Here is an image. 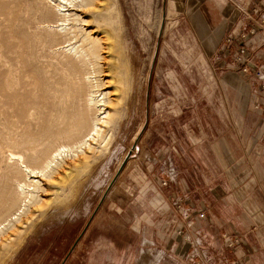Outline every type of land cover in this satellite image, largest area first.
Masks as SVG:
<instances>
[{
	"label": "rangeland",
	"instance_id": "1",
	"mask_svg": "<svg viewBox=\"0 0 264 264\" xmlns=\"http://www.w3.org/2000/svg\"><path fill=\"white\" fill-rule=\"evenodd\" d=\"M191 1L97 0L78 12L102 41L100 80L115 104L110 146L55 176L0 264H264L259 248L263 261L248 263L241 250L242 236L256 244L264 226V184L245 179L256 168L264 179V92L247 79L223 92L219 80L234 71L193 35ZM203 1L236 7L233 29L247 11L264 19V0ZM47 2L0 0V186L10 192L9 151L36 165L79 134L59 119H78L71 88L85 94L87 67L58 50L72 34L48 28L60 16ZM242 224L255 230L245 235Z\"/></svg>",
	"mask_w": 264,
	"mask_h": 264
},
{
	"label": "bare ground",
	"instance_id": "2",
	"mask_svg": "<svg viewBox=\"0 0 264 264\" xmlns=\"http://www.w3.org/2000/svg\"><path fill=\"white\" fill-rule=\"evenodd\" d=\"M47 1L60 16L56 24L48 28H54L58 33L67 36L72 34L68 44L58 50L74 54L81 69L87 67L82 73L85 94L83 95V89L76 83L71 88L81 102L79 106L74 107V110L80 111L78 119L74 112L67 116L62 115V121L59 119L60 124L68 125L69 129L77 128L79 134L72 143L58 144L42 161L35 156L33 161L38 163L36 165L26 164V156L19 151H9V160L13 161L17 171L12 178L9 177V181L14 184L11 192L7 190L6 183L0 186V249L7 247V244L19 235L24 221H28L44 208L45 203L41 195L49 190L50 185H54L55 176L59 177L60 171H64L70 164L86 160L90 155L101 154L110 146V136L106 130L110 129L115 116L114 111H111L115 104L112 93L105 87L108 83L104 84L105 82L100 80L103 73L100 65L103 60L102 41L87 32L84 28L87 22L78 14L95 8L97 0ZM84 115L90 117L86 125Z\"/></svg>",
	"mask_w": 264,
	"mask_h": 264
},
{
	"label": "crops",
	"instance_id": "3",
	"mask_svg": "<svg viewBox=\"0 0 264 264\" xmlns=\"http://www.w3.org/2000/svg\"><path fill=\"white\" fill-rule=\"evenodd\" d=\"M186 5H188L189 7H187L185 14L188 20V24L190 25L191 31L193 32V35L198 40V43H200V45L204 47V51L207 57L210 58L215 56V58H217L216 54H219V58L217 60L218 62L221 60L219 62V65H223L229 54L226 50L223 49L222 42L226 35L229 33V31L235 26L234 19L237 18V15L239 13L236 7L234 8L231 4L228 5V7H225L224 5L221 6L218 3L213 4L212 2L207 1L201 2V0L197 2L195 0H192L191 3ZM246 79L247 78L245 76L237 72H227L222 75L219 81H221V88L223 92L229 94L230 92L236 90L241 91L242 89H240V87H244L242 80ZM237 109V113L239 114V121H243L246 116L244 104H242L241 101L235 102V110ZM258 155H263V150H259ZM236 169L237 168H235V170ZM256 169V172L259 175L258 168ZM245 173V179L249 178V182L251 184H256L258 186H260V183L264 184V179H259L256 176V173L255 175H253L252 178L250 176L251 172H249V175L246 171ZM237 218L241 219L239 217ZM240 230H246V232L244 233L246 235L249 232L254 231L255 229H248V227L242 224ZM259 231H261L262 233L260 234ZM259 231L256 230L255 232H259L258 234L260 236L259 242L256 241V244H250L248 240L242 236L243 239H241V250L244 253L243 255H245L243 260L246 263L250 262L252 257H258L260 261H263V259L259 258V255L257 256V252L259 248L261 252V257L263 258L262 254H264V226ZM237 232V230H232V233ZM255 253L256 255L254 256L253 254Z\"/></svg>",
	"mask_w": 264,
	"mask_h": 264
},
{
	"label": "built area",
	"instance_id": "4",
	"mask_svg": "<svg viewBox=\"0 0 264 264\" xmlns=\"http://www.w3.org/2000/svg\"><path fill=\"white\" fill-rule=\"evenodd\" d=\"M252 14L245 12L243 19L226 36L224 50L229 55L223 68L237 72L247 80H257L264 92V19L253 18Z\"/></svg>",
	"mask_w": 264,
	"mask_h": 264
}]
</instances>
